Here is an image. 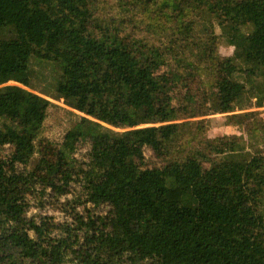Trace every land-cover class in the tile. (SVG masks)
<instances>
[{"label":"trees","instance_id":"16d2710c","mask_svg":"<svg viewBox=\"0 0 264 264\" xmlns=\"http://www.w3.org/2000/svg\"><path fill=\"white\" fill-rule=\"evenodd\" d=\"M263 107L264 0H0V264H264Z\"/></svg>","mask_w":264,"mask_h":264},{"label":"rangeland","instance_id":"374dc122","mask_svg":"<svg viewBox=\"0 0 264 264\" xmlns=\"http://www.w3.org/2000/svg\"><path fill=\"white\" fill-rule=\"evenodd\" d=\"M198 38V35L186 31L184 34L185 41H193ZM233 44L228 43L226 47L222 48L223 54L229 56L233 52ZM30 87L29 91L43 96L61 106H65L64 97L57 93L59 87L62 71L60 68L55 67L52 64L43 62L40 60L32 59L30 61ZM258 109H252L251 111H257ZM264 117V107L259 109ZM246 116L245 112L234 110L228 114H218L212 116V126L209 131V136L219 137L224 135H238L243 139H247V133L245 126L241 124V121ZM157 126V125H155Z\"/></svg>","mask_w":264,"mask_h":264}]
</instances>
